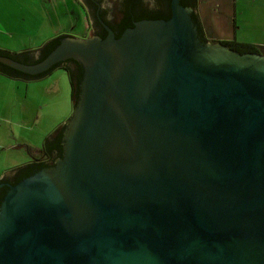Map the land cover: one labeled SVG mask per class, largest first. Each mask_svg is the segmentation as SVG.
<instances>
[{"label":"water","instance_id":"95a60500","mask_svg":"<svg viewBox=\"0 0 264 264\" xmlns=\"http://www.w3.org/2000/svg\"><path fill=\"white\" fill-rule=\"evenodd\" d=\"M92 36L0 53L75 96L50 160L0 180V264H264V54L193 0H80Z\"/></svg>","mask_w":264,"mask_h":264},{"label":"rangeland","instance_id":"374dc122","mask_svg":"<svg viewBox=\"0 0 264 264\" xmlns=\"http://www.w3.org/2000/svg\"><path fill=\"white\" fill-rule=\"evenodd\" d=\"M78 4L75 0H48L49 17L38 33L33 30L11 39L0 38L11 41L15 48L38 47L59 34L85 38L86 17ZM34 11L40 13V6L35 4ZM195 11L208 39L205 42L264 46V0H196ZM72 106L69 76L60 66L35 80L0 73V177L30 160L34 150L26 144L40 145L65 122Z\"/></svg>","mask_w":264,"mask_h":264},{"label":"crops","instance_id":"0c3cea01","mask_svg":"<svg viewBox=\"0 0 264 264\" xmlns=\"http://www.w3.org/2000/svg\"><path fill=\"white\" fill-rule=\"evenodd\" d=\"M35 4L40 6V13L34 11ZM46 4L48 5V0H0V37L5 36L11 39L17 34H25L26 32H31L33 30L36 31V33H38L39 30L45 26V22H47L49 17V10ZM56 4L58 3L56 2ZM78 8H80L79 4H78ZM47 11L48 14L44 15L45 16L44 17L43 14L46 13ZM86 20H84V29H83L85 30V35H83L82 37H86V36L89 37L88 20L87 22ZM43 42H45V40ZM43 42H41V44ZM41 44H39L38 47L29 46L28 48L27 47L15 48V46L11 44V41L2 40L0 38V50L6 51L11 54L26 49L31 52H36L38 51ZM62 124L63 122L60 123L56 127V129L49 132L46 137H48L52 132L56 131ZM26 145L31 150H34V153H36L37 149H39L41 144L35 146L33 144L27 143Z\"/></svg>","mask_w":264,"mask_h":264},{"label":"flooded vegetation","instance_id":"af4514ba","mask_svg":"<svg viewBox=\"0 0 264 264\" xmlns=\"http://www.w3.org/2000/svg\"><path fill=\"white\" fill-rule=\"evenodd\" d=\"M78 3H79V6L81 5V10L82 12L84 13L86 19L88 20V34L89 36H92V29H91V26H90V20H89V13L88 11L86 10V8L84 7V5L82 4V2L80 0H77ZM196 3V0H193V3ZM194 18H195V24H196V27H197V30H198V34L199 36L201 37V39L203 40H208L206 39V37L204 36L205 35V31L202 27V24L199 20V17L197 16V13L195 11V6H194ZM213 42V41H212ZM217 42V41H215ZM223 43V42H221ZM225 44V43H224ZM227 45V44H226ZM229 46V45H228ZM230 47V46H229ZM232 48V47H230ZM234 49V48H232ZM258 51L257 52H253V53H258V54H264V46H258ZM236 50V49H235ZM238 51V50H236ZM239 52V51H238ZM242 53V52H240ZM63 127V126H62ZM61 127V128H62ZM60 128V129H61ZM60 129H57L56 131L52 132L48 137H45L44 140L42 141L39 149H37V152L34 153L32 156H31V159L28 160L23 166L19 167V168H16V169H13L11 170L10 172L6 173V174H9V173H12V172H15V171H18L20 169H23V168H26V167H29V166H33V164H41V163H44V162H48L50 160V157H49V153H48V150H47V146L48 144L52 141V139L56 136V134L59 132ZM5 174V175H6ZM3 175L0 180L5 176Z\"/></svg>","mask_w":264,"mask_h":264},{"label":"trees","instance_id":"16d2710c","mask_svg":"<svg viewBox=\"0 0 264 264\" xmlns=\"http://www.w3.org/2000/svg\"><path fill=\"white\" fill-rule=\"evenodd\" d=\"M195 5H196V3L194 2V6ZM64 36H66V35L59 34V35L54 36L53 38H51V39L43 42L40 45V47H39L38 50H40L41 48L45 47L46 45L52 43L53 41H56V40L61 39ZM223 43L229 45L230 47H232V48H234L236 50H238L239 52H257L258 51V49H257L258 46L257 45L250 44V43H238V42H234V43L233 42H223ZM0 53L6 54V55H9V56H16V55L31 53V51H29V50L26 49V50H23V51H20V52L12 53L11 54V53H8L6 51L0 50ZM59 66L62 67L63 69H65L66 72L68 73L69 80H70V88H71V100L73 101L74 96H75V92H74L72 78H71V74H70V68L67 65L63 64V63H58L53 68L59 67ZM52 69L48 70L47 72H44V73L40 74L39 76L32 77V78L18 76V75H14V74H11V73L4 72V71H0V73L3 74L4 76L11 77V78H15V79L18 78V79H23V80H35V79H38V78H41V77L45 76ZM73 105H74V103H73ZM61 127H59L58 129H60ZM33 165H35V164H33Z\"/></svg>","mask_w":264,"mask_h":264}]
</instances>
